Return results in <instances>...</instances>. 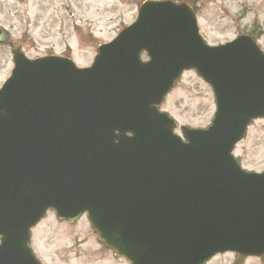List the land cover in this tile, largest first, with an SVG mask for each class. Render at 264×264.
I'll use <instances>...</instances> for the list:
<instances>
[{
	"label": "water",
	"instance_id": "1",
	"mask_svg": "<svg viewBox=\"0 0 264 264\" xmlns=\"http://www.w3.org/2000/svg\"><path fill=\"white\" fill-rule=\"evenodd\" d=\"M12 54L0 89V264H41L30 229L49 208L69 222L86 214L131 264L264 255V171L232 154L264 118V52L251 36L210 46L188 4L148 0L90 67ZM188 69L213 88L216 112L181 137L159 105Z\"/></svg>",
	"mask_w": 264,
	"mask_h": 264
},
{
	"label": "rangeland",
	"instance_id": "2",
	"mask_svg": "<svg viewBox=\"0 0 264 264\" xmlns=\"http://www.w3.org/2000/svg\"><path fill=\"white\" fill-rule=\"evenodd\" d=\"M143 1L146 0H0V25L29 58L70 55L79 67H86L91 65L100 44L111 41L135 21ZM172 1L194 8L200 34L207 44H224L249 34L264 51V0ZM12 68L10 47L0 45V87ZM160 109L179 125L206 128L215 112L212 88L195 71H185ZM234 155L246 170L264 171V119L252 123ZM33 235L37 252L46 264H127L98 246L85 216L67 225L47 215ZM207 264H264V258L244 260L227 252Z\"/></svg>",
	"mask_w": 264,
	"mask_h": 264
},
{
	"label": "flooded vegetation",
	"instance_id": "3",
	"mask_svg": "<svg viewBox=\"0 0 264 264\" xmlns=\"http://www.w3.org/2000/svg\"><path fill=\"white\" fill-rule=\"evenodd\" d=\"M47 215H50V217H52L53 219L56 218V214H55L54 210H52V209H50V210L47 211L46 216H47ZM56 222H57L58 224H67V225H71V224H72V223H66V222L58 221L57 219H56ZM36 226H38V225H36ZM36 226L34 227V229L36 228ZM96 241H97V239H96ZM31 244H32V246H33V248H34V251H35L36 255L38 256V258L42 261L43 264H46V262H45V261L39 256V254H38V252H37V249H36L35 244H34V235H33V233H32V238H31ZM97 244H98V246H99L101 249L110 252L112 255L115 254L114 251L110 250L109 248L105 247L104 245L99 244V243H97ZM118 259L124 260L123 258H118ZM124 261H125V260H124Z\"/></svg>",
	"mask_w": 264,
	"mask_h": 264
},
{
	"label": "trees",
	"instance_id": "4",
	"mask_svg": "<svg viewBox=\"0 0 264 264\" xmlns=\"http://www.w3.org/2000/svg\"><path fill=\"white\" fill-rule=\"evenodd\" d=\"M239 259H241V258L239 257Z\"/></svg>",
	"mask_w": 264,
	"mask_h": 264
}]
</instances>
